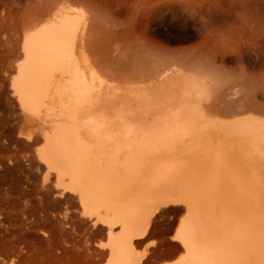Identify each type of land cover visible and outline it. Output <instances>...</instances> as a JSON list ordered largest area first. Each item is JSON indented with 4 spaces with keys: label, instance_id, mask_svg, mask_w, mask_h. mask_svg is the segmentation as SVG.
Returning a JSON list of instances; mask_svg holds the SVG:
<instances>
[{
    "label": "bare ground",
    "instance_id": "obj_1",
    "mask_svg": "<svg viewBox=\"0 0 264 264\" xmlns=\"http://www.w3.org/2000/svg\"><path fill=\"white\" fill-rule=\"evenodd\" d=\"M79 1L96 12L125 14L135 27L128 41L148 48L155 46L142 18L163 15L168 4ZM83 7L48 3L16 41L10 92L24 123L21 136L34 140L43 173L20 208L23 215L59 242L99 232L105 241L95 250L105 264H143L148 250H140L142 239L163 208L177 205L178 246L167 264H264V111L250 105L226 115L211 112L207 77L180 62L164 64L160 56L158 62L147 55L118 73L97 40L98 17ZM17 153L0 149V158ZM12 204L8 223L21 229ZM55 224L62 229L55 231Z\"/></svg>",
    "mask_w": 264,
    "mask_h": 264
},
{
    "label": "rangeland",
    "instance_id": "obj_2",
    "mask_svg": "<svg viewBox=\"0 0 264 264\" xmlns=\"http://www.w3.org/2000/svg\"><path fill=\"white\" fill-rule=\"evenodd\" d=\"M60 1L0 0V149L18 151L16 158H0V213L4 214H0V264H105L95 250L98 248V242L105 241L102 240L99 232L91 231L89 233L91 237L87 236L89 239L80 238L82 234H79L75 235L78 239L72 236V239H75L72 243L61 240L59 242V238L47 229H33L32 218L24 216L20 209L24 206L25 199L33 195V190L41 186L43 173L36 167L34 140L21 136L24 133V123L18 104L10 92L12 79L10 70L14 65L13 57L17 52L18 42L24 33L23 27L29 24L30 19L34 20L33 15L35 17L38 12L43 13L48 3ZM64 1L70 5H82L87 12L89 11L88 14L98 17L101 33L97 40L106 48L105 62L109 65L116 63L118 73L142 61V58L146 59L147 55L156 57L154 59L156 61L162 57L164 64L180 62L201 73L204 79L207 77L205 80L208 79L209 86L213 87V89L210 87L213 99L207 103L211 112L221 115L217 112L222 111V115H226L232 110L250 105H255L264 111V0H231V2L230 0H167L168 4L163 15L147 18L143 17L141 12L137 15L139 19L143 17L148 33L152 31L148 39L152 40L155 47L150 46V48H148L149 44L142 45L137 40L133 44L128 41L133 36L135 27L124 18L125 14L113 16L108 13L109 16L102 8H97L99 12H96V7L93 8L92 5H86L82 1ZM212 3L219 6L214 9ZM208 6L211 11L208 10ZM124 19L125 22H129L126 26ZM162 45L167 49L165 50ZM157 46L164 49L165 56H161L160 47ZM142 51L148 52L144 55ZM10 137L17 141L16 145ZM8 202L10 204L14 202L12 204V207L15 205L12 208L16 209L14 212L19 213L20 209V213H14V216L18 219L20 216L22 219V230L11 227L8 223L9 215L6 208ZM179 209L177 205H170L156 215L149 235L142 239L140 250L143 252L148 250L143 264H167L172 261L171 256L178 246V243L174 242V236L182 219ZM26 220L29 221L25 223ZM9 228L18 233L17 236L14 233L10 237ZM59 229L61 230L62 226L54 227L55 231ZM84 230L86 231V228H82V232L85 233ZM86 240L88 243H85ZM93 248L95 253L92 252Z\"/></svg>",
    "mask_w": 264,
    "mask_h": 264
}]
</instances>
